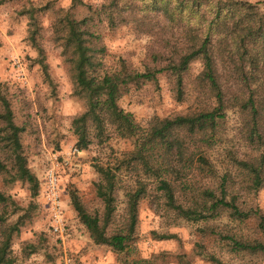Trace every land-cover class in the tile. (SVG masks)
Here are the masks:
<instances>
[{
  "label": "trees",
  "instance_id": "16d2710c",
  "mask_svg": "<svg viewBox=\"0 0 264 264\" xmlns=\"http://www.w3.org/2000/svg\"><path fill=\"white\" fill-rule=\"evenodd\" d=\"M261 3L264 1L101 0L94 5L72 0L70 9L55 13L51 38L62 49L72 95L86 105L72 121L76 146L83 150L94 141L103 144L112 134L133 142L132 150L114 163H94L103 211L89 210L77 189L69 190L70 203L94 243L118 253L127 252L136 239L140 202L151 186L160 192L168 209L186 221L207 223L226 213L241 223L256 214L258 227L264 230V213L252 206L245 208L240 199L242 190L256 194L264 188ZM31 17L36 19L34 13ZM135 21H163L167 39L164 53L153 56L158 65H147L142 71L122 56L116 67L106 66L107 48L100 29L115 30ZM197 61L201 63L194 78L197 100L189 111L163 118L154 116L141 123L119 104L132 87L140 88L147 82L157 84L160 73L167 74L174 97L184 100L186 77ZM42 65L48 78V65ZM5 88L0 83V174L28 183L31 196L36 197L40 184L29 166L23 143L25 122L17 121ZM232 108L240 114L252 154L244 159L231 157L232 165L221 172L211 153L221 142L227 111ZM123 186L126 200L120 210L116 193ZM183 194L189 197L186 201L179 199ZM27 214L28 208L19 206L10 194L0 190V264H18L11 255L12 241ZM12 216L16 220L10 221ZM227 233L225 239L234 250L264 253V241H249L231 235V231ZM196 251L217 264H225L201 243L196 244ZM132 264L149 261L134 259Z\"/></svg>",
  "mask_w": 264,
  "mask_h": 264
},
{
  "label": "rangeland",
  "instance_id": "374dc122",
  "mask_svg": "<svg viewBox=\"0 0 264 264\" xmlns=\"http://www.w3.org/2000/svg\"><path fill=\"white\" fill-rule=\"evenodd\" d=\"M71 1L0 0V83L12 100L17 121L25 122L23 143L29 166L40 184L38 195L33 197L28 183L0 174V190L10 194L19 206L28 208L25 223L12 241L11 255L16 262L132 264L134 259H142L148 260L149 264H217L197 253L196 244L201 243L225 264H264V253L236 251L229 239H225L231 231L230 234L238 238L264 241V230L258 227L260 221L256 214L241 223L226 213L207 223L186 221L168 209L160 192L152 186L140 202L136 239L127 252L118 253L107 245L92 241L70 203L69 190L76 188L89 210L103 211L97 195L98 173L94 163H114L132 150L133 142L130 138L112 134L103 144L94 141L83 150L76 146L72 121L86 105L84 100L72 95V82L62 49L51 38L55 13L63 14L70 9ZM85 1L94 5L101 2ZM100 32L107 48L106 66L112 68L118 65L122 56L138 70L144 71L147 65H158L153 56L164 53L167 39L163 21H135L115 30L103 27ZM42 62L48 65L50 78L46 77ZM200 70L201 63L194 62L186 77L184 100L178 101L174 97L167 74L160 73L157 84L147 82L140 88L132 87L119 104L141 123L154 116L183 114L196 103L194 78ZM241 121L236 108L227 111L221 142L211 153L221 172L232 165L231 157L244 159L252 154ZM50 174L57 179L55 189L59 207H56L49 186ZM125 190L123 186L116 193L119 209L125 204ZM245 192L242 190L241 193L242 205L264 213V188L256 194ZM188 198L186 194L179 197L180 201ZM60 210L61 221L57 223L56 213ZM11 220H16V216ZM56 225L59 230H55ZM162 234H174L175 237L165 239L160 237Z\"/></svg>",
  "mask_w": 264,
  "mask_h": 264
},
{
  "label": "built area",
  "instance_id": "2783aa9c",
  "mask_svg": "<svg viewBox=\"0 0 264 264\" xmlns=\"http://www.w3.org/2000/svg\"><path fill=\"white\" fill-rule=\"evenodd\" d=\"M56 184H57L56 177L53 174H50V176H49V186L52 187L51 190H52V193H53V199L56 200L55 201L56 207L57 206L59 207V201H57L58 195H57V192H56V189H55ZM60 215H61V210L57 211V213H56L57 223H59L61 221ZM59 228L60 227L58 225L55 226V230H59Z\"/></svg>",
  "mask_w": 264,
  "mask_h": 264
}]
</instances>
